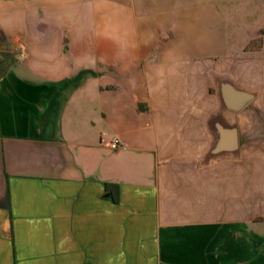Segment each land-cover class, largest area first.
Returning a JSON list of instances; mask_svg holds the SVG:
<instances>
[{
	"label": "crops",
	"instance_id": "obj_1",
	"mask_svg": "<svg viewBox=\"0 0 264 264\" xmlns=\"http://www.w3.org/2000/svg\"><path fill=\"white\" fill-rule=\"evenodd\" d=\"M23 1L30 34L0 25V264H264V162H239L264 57L227 23L261 38L264 0ZM219 78L253 98L226 110ZM217 124L237 150L214 162Z\"/></svg>",
	"mask_w": 264,
	"mask_h": 264
},
{
	"label": "rangeland",
	"instance_id": "obj_2",
	"mask_svg": "<svg viewBox=\"0 0 264 264\" xmlns=\"http://www.w3.org/2000/svg\"><path fill=\"white\" fill-rule=\"evenodd\" d=\"M8 2L11 3L9 4L8 11L3 14L0 13V25L4 29L5 35L14 34L16 32H19L26 36L29 35L31 31L30 26H29L30 25L29 18H30L31 13H30V10L28 9V4L24 3L23 0H9ZM89 7H90L89 2H87L86 6L83 9L82 15L84 17L90 16ZM229 9L231 11V9L233 8H229ZM243 10L250 12L251 9L242 8L241 11ZM60 14L61 13H59V10H58V14L56 15L60 16ZM63 15L64 16L70 15V10L66 8L63 12ZM227 19H228L227 23L230 27L231 33L234 34L235 36L234 38H231L228 40L231 46L230 48L231 53H236L238 50L237 47L244 45L245 51L255 52L256 54H259L261 57H264V36L260 38L256 34L252 33V30L256 26V23H249V22L248 23L246 22L237 23L236 15H234V17H229ZM250 35H252V37H250ZM191 41L192 43L195 42L194 45L196 46H198V44L207 45V47L209 48V51L220 50V47L216 46L219 40H191ZM82 45H83L82 47L84 48L85 47L91 48L92 46L91 38L83 39ZM64 46H67V44ZM4 54L5 53L0 52V61L3 63V65L8 63V58H6ZM218 80L220 82L223 80V78H219ZM216 88H217V85H215L214 91H216ZM216 120H219V118H214L213 122H215ZM252 121H253L252 119L246 120L245 133L242 135L243 146L240 151L241 156H240L239 162H242V160H244V162H264V135L260 136L259 134L256 135V133H254L253 128H252ZM260 147L262 148V150L259 149ZM225 157L227 156L220 155V154L219 155L214 154L213 161L216 162ZM259 226L261 228L260 231L264 232V224L259 225Z\"/></svg>",
	"mask_w": 264,
	"mask_h": 264
},
{
	"label": "water",
	"instance_id": "obj_3",
	"mask_svg": "<svg viewBox=\"0 0 264 264\" xmlns=\"http://www.w3.org/2000/svg\"><path fill=\"white\" fill-rule=\"evenodd\" d=\"M8 46L1 38L0 34V50H6ZM219 94L224 108L230 112H238L244 106H246L253 95L247 91L236 88L228 81H222L219 86ZM218 139L212 149V154H219L220 152H233L237 150V136L236 128L228 127L224 128L220 124H217Z\"/></svg>",
	"mask_w": 264,
	"mask_h": 264
},
{
	"label": "trees",
	"instance_id": "obj_4",
	"mask_svg": "<svg viewBox=\"0 0 264 264\" xmlns=\"http://www.w3.org/2000/svg\"><path fill=\"white\" fill-rule=\"evenodd\" d=\"M6 54L7 55H11L10 53H6ZM88 74H89L88 71L83 70L76 77H74L72 79H69V80H64V81L60 82L58 84V88L62 89L64 87H68V86H71V87L77 86ZM106 189L108 191L112 192L111 193L112 194V198H113L114 202H117V194H116L117 186L114 185V184H106Z\"/></svg>",
	"mask_w": 264,
	"mask_h": 264
},
{
	"label": "built area",
	"instance_id": "obj_5",
	"mask_svg": "<svg viewBox=\"0 0 264 264\" xmlns=\"http://www.w3.org/2000/svg\"><path fill=\"white\" fill-rule=\"evenodd\" d=\"M111 148L113 149V150H116V149H118V147H119V145H118V142H117V140L114 138L113 139V141H112V143H111Z\"/></svg>",
	"mask_w": 264,
	"mask_h": 264
}]
</instances>
